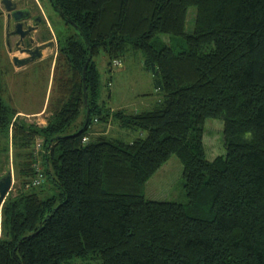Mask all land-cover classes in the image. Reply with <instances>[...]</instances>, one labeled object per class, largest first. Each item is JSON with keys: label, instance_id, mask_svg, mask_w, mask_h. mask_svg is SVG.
<instances>
[{"label": "trees", "instance_id": "obj_1", "mask_svg": "<svg viewBox=\"0 0 264 264\" xmlns=\"http://www.w3.org/2000/svg\"><path fill=\"white\" fill-rule=\"evenodd\" d=\"M50 1L74 31L38 61L53 69L45 125L7 104L0 66L1 172L12 150L16 177L0 264H264V0ZM137 51L162 99L135 112L101 104L98 57L112 70ZM209 118L224 122L214 159ZM173 155L187 201L148 198Z\"/></svg>", "mask_w": 264, "mask_h": 264}, {"label": "rangeland", "instance_id": "obj_2", "mask_svg": "<svg viewBox=\"0 0 264 264\" xmlns=\"http://www.w3.org/2000/svg\"><path fill=\"white\" fill-rule=\"evenodd\" d=\"M29 1L34 6V11L41 12L45 17L48 31L50 35H53L55 42L54 47L45 50L44 55H48L50 58L52 56L55 57L57 35L59 32H73L74 28L66 25L65 20L50 0ZM0 7L2 11L0 13V66L3 72L4 100L19 111V117L26 119L29 123L45 125L49 116L46 108L51 94L53 69L46 62L43 65L41 64V66L38 65L39 62L23 67L14 65L12 57L14 55L21 57L23 54L14 51L15 37H8V33L13 27L12 24L8 26L5 16L6 11L3 5L0 4ZM194 12L195 8L189 10L188 31H190L192 26ZM161 37L175 48H182L186 44L182 37L168 34H162ZM97 60L100 71L99 100L101 104L113 109L126 108L131 112H135L150 109L162 99V92L157 88L156 76L144 66L142 52L137 51L127 56L120 65L116 61L112 70L108 68L107 57L104 53ZM42 108H45V110L36 115L32 114ZM102 127H97L96 130H101ZM106 128L107 132L112 135H116L119 130L115 125H110ZM205 129L204 143L207 157L214 159L216 156L224 154L226 150L223 141V120L209 118L205 122ZM138 134L141 133L129 130L121 137L125 140H130ZM35 148L38 151L40 150V139L37 141ZM10 153V161L6 164L3 172H1L2 163L0 161V177L8 171L13 173L14 182L11 191L15 193L16 177L12 150ZM182 173L183 164L181 160L176 155L171 156L161 169L148 180L146 196L153 200L186 202L187 196L183 187ZM41 182L44 183V187H49L47 182H44V178Z\"/></svg>", "mask_w": 264, "mask_h": 264}, {"label": "water", "instance_id": "obj_3", "mask_svg": "<svg viewBox=\"0 0 264 264\" xmlns=\"http://www.w3.org/2000/svg\"><path fill=\"white\" fill-rule=\"evenodd\" d=\"M0 4L3 5L6 13H8V17L14 22V29L12 32L14 34H17L20 36V39L18 40L17 44L19 45L20 42L24 41L25 37H28L33 31L36 30L37 27H34L30 24H28V20L31 18L30 11L25 9H20L18 7L17 0H0ZM33 39H31V43H33ZM55 45V42H53ZM53 45V47H54ZM43 45H36L34 48H28L26 49L27 52L32 54L30 57L27 58H21L17 55H14L12 57V61L15 66L23 67L25 65H28L32 62H34L37 58L42 57V53L40 51L41 47ZM90 57H88V60L85 63L84 71H83V82H84V92L86 93V69L89 63ZM87 98L85 97V100ZM13 173L11 171H8L5 175L0 177V219H1V211H2V205L9 194L10 190L13 186Z\"/></svg>", "mask_w": 264, "mask_h": 264}, {"label": "flooded vegetation", "instance_id": "obj_4", "mask_svg": "<svg viewBox=\"0 0 264 264\" xmlns=\"http://www.w3.org/2000/svg\"><path fill=\"white\" fill-rule=\"evenodd\" d=\"M18 2V7L20 9H25V10H29L30 14H31V18L28 20V24L37 27L35 31H33L28 37L24 38V41L20 42V44L18 45L17 42L20 39V36L17 34H14L12 32V30L14 29V22L12 20V18L10 19L8 17V13L5 14L6 19H7V24L8 26H11L13 29L10 30V32L8 33V37H15L14 40V51L16 52H20L21 54H23L21 56V58H27L30 57L32 54H30L29 52L26 51V49L28 48H34L36 45H43L40 49L41 53H42V57L37 58L34 62L30 63H36L38 61H41L43 59H46L47 57H49L48 55L45 56V50H47L48 48L53 47L54 45V39L53 36L50 37L49 36V31H48V27L46 25V19L43 16V14L41 12L38 11H34V6L32 5L31 1H21V0H17ZM48 33V34H47ZM47 35V36H46ZM31 39H33V43H31Z\"/></svg>", "mask_w": 264, "mask_h": 264}, {"label": "crops", "instance_id": "obj_5", "mask_svg": "<svg viewBox=\"0 0 264 264\" xmlns=\"http://www.w3.org/2000/svg\"><path fill=\"white\" fill-rule=\"evenodd\" d=\"M45 110V108H42L41 110H38L37 112H35V113H32L33 115H36V114H39L40 112H42V111H44ZM20 113H23V112H20Z\"/></svg>", "mask_w": 264, "mask_h": 264}]
</instances>
